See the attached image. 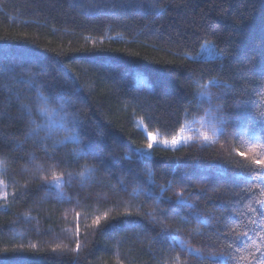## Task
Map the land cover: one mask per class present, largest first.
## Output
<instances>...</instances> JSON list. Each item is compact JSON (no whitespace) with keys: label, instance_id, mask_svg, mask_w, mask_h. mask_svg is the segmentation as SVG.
Masks as SVG:
<instances>
[{"label":"trees","instance_id":"obj_1","mask_svg":"<svg viewBox=\"0 0 264 264\" xmlns=\"http://www.w3.org/2000/svg\"><path fill=\"white\" fill-rule=\"evenodd\" d=\"M210 106L212 142L144 148ZM238 151L264 152V0H0V264H262L264 170Z\"/></svg>","mask_w":264,"mask_h":264},{"label":"snow or ice","instance_id":"obj_2","mask_svg":"<svg viewBox=\"0 0 264 264\" xmlns=\"http://www.w3.org/2000/svg\"><path fill=\"white\" fill-rule=\"evenodd\" d=\"M206 45H210L211 42H205ZM202 47V51L204 48V45L201 46ZM185 58L186 59H192L191 57H188L187 54H185ZM194 83L197 84V92L196 94L198 96L201 97H208L209 100L211 99V93L209 91V86L211 84L214 83V80H210L207 84H200L198 81H194ZM35 86V85H33ZM38 92V96L37 99L40 101L41 107H40V111H48L50 110L48 107V97L44 96L42 93H39V89H37ZM67 104H71L72 101L69 99L66 101ZM23 108L27 109L29 115L31 116L32 114V109L29 105L24 104L22 105ZM61 110H64L63 105H61ZM209 117H211L212 119H219L218 116H215L212 110V107L210 106L209 109L205 110V116L204 119H201L199 122L201 124V126L203 127L205 125V122L209 120ZM77 120L76 117H72V121H70V128H65V131L68 132V135L65 136L63 138V141H54V144H59L62 143L64 141H69V140H76V135H75V127L77 126V124L75 123ZM33 123H35V121H32ZM213 130L215 129V125H212ZM42 129L40 128V125L37 124V126L35 128L29 127V133L32 136H36L39 134V132ZM181 133H183L184 129L181 128L180 129ZM50 137L48 135H45L42 139L46 140L49 139ZM200 138H202L204 141H210L212 138L206 133V132H201L200 134ZM192 139L191 136L185 137L183 135H179V136H173L172 139L170 141L168 140H161V141H157L156 137L149 133L148 135V139H147V143L144 145L145 149L151 150L153 148V145L155 143H163V144H171L173 147H175L177 144L181 143L182 141L185 140H189ZM78 142V141H77ZM253 153H254V149H253ZM238 154L241 157H244L246 159H249L251 161L252 164L256 165L260 170H264V152L259 153V154H249L243 151H238ZM75 155L80 156L81 158H83L86 154L83 153L82 151L80 152H75ZM94 168H90L89 171H94ZM255 175H261L264 174V171H257L254 173ZM81 175H83V173H81ZM65 176V173L63 172H56V171H52L51 175H44L41 176V180L44 182L45 185L50 186L53 189L59 190L62 193V189H63V177ZM67 176L69 179L72 178V173H67ZM122 183V182H121ZM6 196V193H5ZM178 200L181 203H187V201L183 200V198L181 196H179L178 194ZM189 207H194V205H188ZM79 215V214H77ZM197 219H199V216H197ZM101 222V218H97L95 221H93L94 224L99 225ZM187 222V221H185ZM202 223L207 224V220H203ZM196 231H199V228L196 229ZM179 239L180 242V247L182 251H186L188 253H190L193 257L195 258H199L201 261H207L209 259H214L218 254L212 251H209L207 253H205L203 250L199 249V248H193L191 246V244H189L188 242ZM77 248H79V242H77ZM55 250V249H54ZM222 255V254H220ZM177 259H179V256H177ZM262 264H264V262H262Z\"/></svg>","mask_w":264,"mask_h":264},{"label":"rangeland","instance_id":"obj_3","mask_svg":"<svg viewBox=\"0 0 264 264\" xmlns=\"http://www.w3.org/2000/svg\"><path fill=\"white\" fill-rule=\"evenodd\" d=\"M202 55H203V57L210 58V57H212L213 54L209 48L205 47ZM209 91L211 93V96L215 97L216 94H214L215 90H214L213 86H209ZM212 125H215V123H211L208 120L205 122V125L203 127L201 125H198V123L186 126L184 128L183 133H180V135H183L185 137L191 136L192 139L182 141L181 143L177 144L175 147H173L170 143L169 144L155 143V145H161V146H163L165 148H169V149H176L180 146H185L188 144L206 145V144L213 141L214 134L217 130L216 125H215L214 130H213ZM201 132H206L212 139L210 141H204L202 138H200ZM148 135L149 134H147V136ZM155 137H156L157 141H161L157 136H155ZM251 151H253V150H251Z\"/></svg>","mask_w":264,"mask_h":264}]
</instances>
